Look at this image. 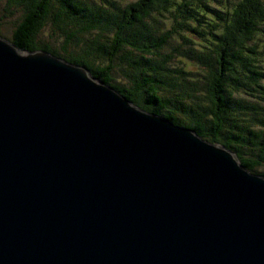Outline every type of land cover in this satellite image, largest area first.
<instances>
[{"label":"water","instance_id":"1","mask_svg":"<svg viewBox=\"0 0 264 264\" xmlns=\"http://www.w3.org/2000/svg\"><path fill=\"white\" fill-rule=\"evenodd\" d=\"M0 264H264V176L0 35Z\"/></svg>","mask_w":264,"mask_h":264},{"label":"trees","instance_id":"2","mask_svg":"<svg viewBox=\"0 0 264 264\" xmlns=\"http://www.w3.org/2000/svg\"><path fill=\"white\" fill-rule=\"evenodd\" d=\"M5 8L23 12L11 39L21 49L86 66L264 176V0H6ZM47 24L63 37L59 48L40 41Z\"/></svg>","mask_w":264,"mask_h":264},{"label":"rangeland","instance_id":"3","mask_svg":"<svg viewBox=\"0 0 264 264\" xmlns=\"http://www.w3.org/2000/svg\"><path fill=\"white\" fill-rule=\"evenodd\" d=\"M5 7H6V0H0V22H1L0 28L2 31L1 36L6 39L11 40L13 37L15 26L23 12L19 10V8H17L13 14H9ZM52 31H53L52 25L47 24L40 33V36H39L40 41L48 42V43L51 42L57 48H59L62 43L61 38L63 37L60 38L59 36H56L55 34L52 35ZM191 67L196 68V66H191ZM118 72H120V67L117 66L116 70L113 72L116 79L120 78Z\"/></svg>","mask_w":264,"mask_h":264}]
</instances>
